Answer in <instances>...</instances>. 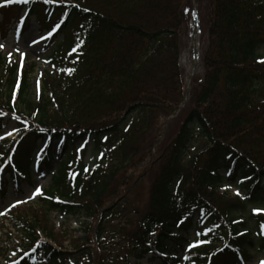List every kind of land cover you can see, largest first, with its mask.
<instances>
[{
  "label": "trees",
  "instance_id": "16d2710c",
  "mask_svg": "<svg viewBox=\"0 0 264 264\" xmlns=\"http://www.w3.org/2000/svg\"><path fill=\"white\" fill-rule=\"evenodd\" d=\"M3 1L5 18L25 9L44 29L59 24L52 39L61 38L47 58L54 73L45 76L37 103L25 99L33 68L21 71L0 57V130L7 115L23 130L15 146L0 145V166L17 181L29 179L40 148L37 171L56 161L40 208L97 222L65 250L39 242L37 223L16 217L15 228L31 251L20 264H114L120 256L100 248L101 221L115 209L110 198L108 205L103 200L116 175L138 156V136L184 101L179 57L194 6L205 43L202 76L191 80L175 132L164 143L156 137L152 197L127 234L129 254L136 261L150 254L158 264H180L183 251L184 264H246L253 249L262 264L264 0ZM49 107L59 117L47 115ZM99 111L121 115L96 124ZM88 122L94 123L86 130L77 126ZM227 183L241 185L244 197L219 206L215 193Z\"/></svg>",
  "mask_w": 264,
  "mask_h": 264
},
{
  "label": "rangeland",
  "instance_id": "374dc122",
  "mask_svg": "<svg viewBox=\"0 0 264 264\" xmlns=\"http://www.w3.org/2000/svg\"><path fill=\"white\" fill-rule=\"evenodd\" d=\"M4 2L0 0V3ZM25 10V9H24ZM24 10L22 13H18L17 18L13 21L9 19V15L1 21L0 12V57L6 60L8 65L18 64L21 71H28L33 68V73L29 75V89L25 93V99L30 103H37L42 96L44 88L42 84L44 78L47 75H52L54 69L48 65L47 58L50 55L54 44L60 40L61 36H58L52 42L48 41L50 36L49 31L42 30L41 24L32 16L30 21L27 22L25 33L19 35V31L22 28L24 21ZM191 14L192 20H190L188 28L181 38L182 52L179 57V67L183 72L185 82V94L188 89L190 92L191 87V74L196 78H201L202 69L199 64L201 50L205 43L201 39L202 32L200 31L201 24L198 21L196 10ZM14 14L12 12L9 13ZM198 25V31L196 37H194L192 24L194 23V15ZM19 16V17H18ZM60 20V19H59ZM70 28L76 29V26H70ZM45 31V32H44ZM19 35V36H18ZM194 47H196V59L193 54ZM9 53L11 54L9 56ZM23 53V57H21ZM14 97V95H12ZM189 95L186 100L183 101L175 114L168 116L159 114L156 117V121L152 123L151 127L145 131V134H140L137 139L138 156L134 159L131 165L125 166L127 169H123L116 175L115 183L112 184V188L104 198L103 202L109 199L111 206L113 204L114 212L105 221H101L103 228L104 241L103 246L100 248H108L110 255L119 253L120 256L113 258L114 264L119 263H139V264H158V260L153 259L150 254L146 255L142 259L135 260V257L129 254L131 245L127 244V234L133 229V225L136 219L149 208L150 198L152 193H149L151 181L155 175L157 169L154 162L158 156L157 146L154 145L156 137L160 134L158 139L161 143H164L168 136L175 132V129L179 125L178 118L181 120L183 117L182 111L187 103ZM22 110L23 107L18 105ZM59 110L49 107L47 115H58ZM101 111L97 114L101 119L97 122L107 123L111 121L108 118L119 117L121 113L112 112L110 114L103 115ZM168 116V117H166ZM108 119V120H107ZM94 122H88L85 124H77L78 127L88 129V124ZM95 124V125H96ZM19 124L11 116L7 115L3 120V126L0 130V145L4 146L3 150L10 144H18L21 138V132L18 126ZM73 126V124H71ZM174 126L176 127L174 129ZM96 127V126H95ZM45 142H48L47 139ZM160 143V144H161ZM40 144L45 145L44 142L38 141L37 146ZM79 145V143H77ZM57 143H52V155H57ZM40 149V148H39ZM39 151V150H38ZM35 151V155L38 152ZM188 153V152H187ZM187 154L186 156H188ZM86 162H90L89 155L86 156ZM154 160V161H153ZM56 161L52 163L50 169L42 168V171L38 172L33 168L30 169L29 179L21 178L19 183H15L13 179L8 175H4L2 178L5 182L4 196L0 192V212L4 213L0 215V264H19L17 262L22 252H26V248L29 245L28 240H25L20 231L15 228L16 217L27 218L28 220L35 221L37 223V230L35 236L41 243H47L55 245L65 250H70L84 234H91V229L97 223L95 218L81 214L78 216L61 215L58 212L43 211L40 206L41 197L47 192L51 186V173L55 168ZM110 163L104 166V170L108 169ZM3 167L0 166V170ZM113 171V170H112ZM110 173V172H108ZM111 175V174H109ZM35 188H40L41 193L33 195ZM215 199L219 206H226L231 203L237 202L244 197L243 187L239 184L227 183L220 187L216 191ZM239 193V195H237ZM31 197V198H30ZM113 203V204H112ZM108 205L107 202H105ZM112 209V210H113ZM258 210V209H257ZM264 213V211L259 212ZM242 221V220H240ZM87 227V228H86ZM241 229V228H239ZM49 234V239L47 237ZM85 234V235H86ZM48 238V239H47ZM106 247H104L105 245ZM250 258L247 264H256L262 259L261 254H257L253 251H249ZM180 252V257H181ZM126 260V261H125ZM239 264V263H238Z\"/></svg>",
  "mask_w": 264,
  "mask_h": 264
},
{
  "label": "snow or ice",
  "instance_id": "6c2138e0",
  "mask_svg": "<svg viewBox=\"0 0 264 264\" xmlns=\"http://www.w3.org/2000/svg\"><path fill=\"white\" fill-rule=\"evenodd\" d=\"M17 3H23V4H27L29 2V0H16ZM46 2H48V0H46ZM85 11H87V9H85ZM3 45H0V48H2ZM73 51H75V49H73ZM11 54L9 53V56ZM21 57H23V53H21ZM41 193V189L40 188H35V191L33 193V195L36 194H40ZM237 195H239V193H237ZM31 198V197H30ZM254 211H259L257 209H254ZM4 213L0 212V215H3ZM262 264H264V262H262Z\"/></svg>",
  "mask_w": 264,
  "mask_h": 264
}]
</instances>
